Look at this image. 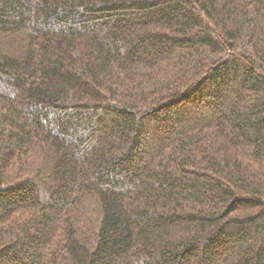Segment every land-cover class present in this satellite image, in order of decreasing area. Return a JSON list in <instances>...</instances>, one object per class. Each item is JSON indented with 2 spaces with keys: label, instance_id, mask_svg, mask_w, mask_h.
Wrapping results in <instances>:
<instances>
[{
  "label": "trees",
  "instance_id": "trees-1",
  "mask_svg": "<svg viewBox=\"0 0 264 264\" xmlns=\"http://www.w3.org/2000/svg\"><path fill=\"white\" fill-rule=\"evenodd\" d=\"M0 264H264V0H0Z\"/></svg>",
  "mask_w": 264,
  "mask_h": 264
}]
</instances>
